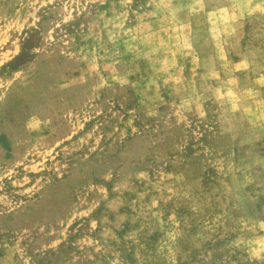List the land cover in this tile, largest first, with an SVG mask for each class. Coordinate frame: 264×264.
<instances>
[{
	"label": "rangeland",
	"instance_id": "rangeland-1",
	"mask_svg": "<svg viewBox=\"0 0 264 264\" xmlns=\"http://www.w3.org/2000/svg\"><path fill=\"white\" fill-rule=\"evenodd\" d=\"M0 264H264V0H0Z\"/></svg>",
	"mask_w": 264,
	"mask_h": 264
}]
</instances>
